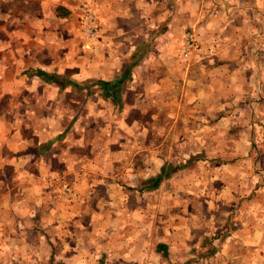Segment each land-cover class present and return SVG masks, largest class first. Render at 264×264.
<instances>
[{
	"label": "rangeland",
	"instance_id": "1",
	"mask_svg": "<svg viewBox=\"0 0 264 264\" xmlns=\"http://www.w3.org/2000/svg\"><path fill=\"white\" fill-rule=\"evenodd\" d=\"M8 1L0 7V52L10 42L9 64L0 70L12 80L10 96L0 95L2 114L21 109L29 132L34 126L52 134L76 112L85 117L76 135L91 157L80 188L53 192L64 209L41 216L45 222L35 216L33 230L56 236L45 248L57 243L87 253V264H264V49L256 50L263 59L245 63V74L219 69L212 13L203 16L197 6L226 9L216 16L219 25L237 22L236 4L132 0V14H125L121 0L107 8L100 0ZM88 13L97 26L91 38L82 33ZM253 22L264 26V19ZM187 33L193 44L184 59ZM136 52L143 55L119 106L95 96L85 101L82 89L64 96L71 107L57 115L55 91L25 74L70 67L86 85L88 77L114 82ZM21 88L25 94L17 96ZM162 168L170 175L149 189L146 181ZM6 218L13 220L1 211ZM16 227L1 225L0 233ZM18 242L0 238V264ZM28 257L17 250L13 260Z\"/></svg>",
	"mask_w": 264,
	"mask_h": 264
},
{
	"label": "crops",
	"instance_id": "2",
	"mask_svg": "<svg viewBox=\"0 0 264 264\" xmlns=\"http://www.w3.org/2000/svg\"><path fill=\"white\" fill-rule=\"evenodd\" d=\"M11 1L20 2L21 0ZM22 1L26 2L27 0ZM35 1L38 2L39 0ZM111 1L112 0H100V7L107 8L112 6ZM121 1L120 4L125 10V14H132V0ZM228 1L236 4V10L238 12L236 23L229 22L225 19L223 23L219 25L216 24L217 15H220V18L221 15L225 16L226 9L222 6L214 9L212 8V10H206L204 7L205 5L199 3V5H197L198 11L200 9L203 16H209V14L212 13L211 21L214 35L212 42L215 49L213 57L216 64L219 65L218 68L221 69V64H223V70H227L230 74L242 72L245 74L247 71L244 67L245 63H256L257 59H263V56H259L261 54L256 55V50L264 49V29H262L264 26L261 27L254 24L253 20H261L263 24L264 0H226L225 2ZM3 2L7 4L9 1L0 0V7ZM221 3H223V1H220L219 4L221 5ZM169 7L171 8V6ZM247 18H251V20ZM167 23V25L170 24L169 22ZM206 26L205 24L203 25L204 32L208 28ZM9 44L5 43L1 48L0 67H2L1 65L9 64L8 57H6L9 51V49H7L10 46ZM6 45L7 47L5 48ZM6 71L7 69L3 71L0 70L1 96H10L11 92L6 88L7 85L10 84L6 82V80L10 81L12 78L4 76V72ZM37 71L62 74L74 81H82L72 74L74 68L63 67L59 70L39 68L29 69L25 72L27 79L34 80L38 82L39 85L43 84L50 87L52 92L55 91L54 94L58 96V98L53 99L56 113L60 116L67 115L62 108L71 107L69 104L65 105L70 98L66 100L64 96L67 94H76L77 90L71 86L60 90L54 84L45 83L36 75ZM120 74L121 72L117 75V80ZM132 77H135L134 73H132ZM244 77H246V75H244ZM88 78H90L87 80L89 83L93 80L111 82L107 79ZM129 83H131V76L128 84ZM124 89L121 92L122 104L124 101ZM94 90L97 93L92 95ZM82 91L85 92V101L95 96L98 101L107 103L106 100L100 97L101 92L98 89H83ZM89 91L90 93L88 94ZM22 94H25L23 88L17 92V96ZM116 106H119V104ZM17 110L20 113L14 116L10 113L8 115L2 114L7 111L5 107L0 110V212L3 211L5 217L13 219L9 220L6 218L8 220L5 219V221L0 219V226H18V228H15V233H13V231L8 233L7 230H3L5 235L0 233L2 235L0 238L19 241L17 244L11 243L10 246L7 247L9 250L8 259L4 260L3 264H16V262L20 261V259L13 260L14 252H17V250L20 252L22 258L28 257L26 256L28 253L36 257L35 259L28 257L27 261H21V264H77L78 259L81 260L83 258L84 260H81L80 263L87 264L85 257L88 255L87 253H73L70 251V247L63 250L61 247L56 248L57 243L46 249L45 245L50 244L48 240L54 241L56 236L53 233L40 232V229V231L36 232L31 225L36 222L34 221L35 216L40 219L41 216L48 215L49 212L54 215L58 209H64V206L54 199L57 195L53 192L62 193L61 188L65 185L80 188L83 181L87 179L85 177L84 168L87 167V164H90L91 157L85 150V141L79 139L81 134L77 136V132L83 127L80 125L85 117L78 116L76 112H73L68 115L71 119L69 123H66L62 131L57 132V130H53L54 133L52 132L51 134L49 132V134H46L41 128L34 126L32 127V132H29L30 120L28 115L22 113L21 109ZM57 119H59L58 116ZM77 124L79 128L78 131ZM78 147H80V155H77ZM99 155L102 154H98V156ZM80 198L81 196H79V202H81ZM71 207L72 205H69V208ZM44 209L48 211L44 212ZM40 220L45 222L44 219ZM13 221L14 223H12ZM31 240L39 241L38 248L31 246ZM66 250L70 252L68 256L64 258L62 254H65ZM164 250L165 247L162 245L158 254H162ZM107 254V256H109L110 253L107 252ZM28 260L32 261V263Z\"/></svg>",
	"mask_w": 264,
	"mask_h": 264
},
{
	"label": "trees",
	"instance_id": "3",
	"mask_svg": "<svg viewBox=\"0 0 264 264\" xmlns=\"http://www.w3.org/2000/svg\"><path fill=\"white\" fill-rule=\"evenodd\" d=\"M59 15L61 14V9L59 8ZM143 53L136 52L132 57H130V61L126 63L121 71V74L118 80L114 82L102 81V80H93L88 85L84 84L82 81H74L70 79L66 75H59L56 73H47L43 71H37V76L48 84H54L60 90H63L69 86L75 88L76 90L82 89H98L100 90V97L103 100H106L108 103L112 105H117L121 103V92L123 91L124 87L130 81V73L132 70L138 65ZM170 174L167 173L165 168H162L160 175H157L153 178L148 179L146 182L149 183V189H156L160 185L162 179L164 177H168ZM162 245H158V250H160ZM164 247V246H163Z\"/></svg>",
	"mask_w": 264,
	"mask_h": 264
},
{
	"label": "built area",
	"instance_id": "4",
	"mask_svg": "<svg viewBox=\"0 0 264 264\" xmlns=\"http://www.w3.org/2000/svg\"><path fill=\"white\" fill-rule=\"evenodd\" d=\"M97 31L96 20L93 13H88L83 18L82 33L85 34L87 38L95 37ZM184 47L182 48V55L185 59L188 56V52L192 47V38L189 33L185 35ZM66 189V188H65ZM67 190V189H66Z\"/></svg>",
	"mask_w": 264,
	"mask_h": 264
}]
</instances>
